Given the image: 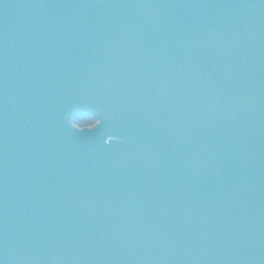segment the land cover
<instances>
[{
    "label": "water",
    "instance_id": "water-1",
    "mask_svg": "<svg viewBox=\"0 0 264 264\" xmlns=\"http://www.w3.org/2000/svg\"><path fill=\"white\" fill-rule=\"evenodd\" d=\"M0 264H264V0H0Z\"/></svg>",
    "mask_w": 264,
    "mask_h": 264
},
{
    "label": "rangeland",
    "instance_id": "rangeland-1",
    "mask_svg": "<svg viewBox=\"0 0 264 264\" xmlns=\"http://www.w3.org/2000/svg\"><path fill=\"white\" fill-rule=\"evenodd\" d=\"M95 122L96 120L87 118H79L77 120H73V123H75V126L77 128H89L94 126Z\"/></svg>",
    "mask_w": 264,
    "mask_h": 264
}]
</instances>
